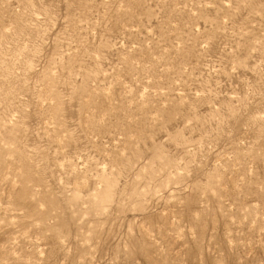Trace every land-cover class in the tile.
<instances>
[{"label":"rangeland","instance_id":"1","mask_svg":"<svg viewBox=\"0 0 264 264\" xmlns=\"http://www.w3.org/2000/svg\"><path fill=\"white\" fill-rule=\"evenodd\" d=\"M0 264H264V0H0Z\"/></svg>","mask_w":264,"mask_h":264}]
</instances>
